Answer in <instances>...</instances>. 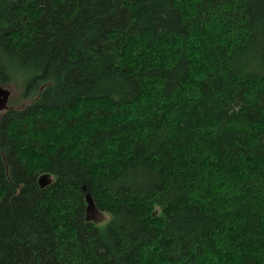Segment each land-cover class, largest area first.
<instances>
[{
  "label": "trees",
  "instance_id": "trees-1",
  "mask_svg": "<svg viewBox=\"0 0 264 264\" xmlns=\"http://www.w3.org/2000/svg\"><path fill=\"white\" fill-rule=\"evenodd\" d=\"M0 85V264H264V0H0Z\"/></svg>",
  "mask_w": 264,
  "mask_h": 264
},
{
  "label": "water",
  "instance_id": "water-1",
  "mask_svg": "<svg viewBox=\"0 0 264 264\" xmlns=\"http://www.w3.org/2000/svg\"><path fill=\"white\" fill-rule=\"evenodd\" d=\"M12 92L10 89L8 88H5V87H1L0 85V112L3 110H5L7 108V104H8V101L11 96ZM88 201L89 203L92 205V202H91V199H90V195H88Z\"/></svg>",
  "mask_w": 264,
  "mask_h": 264
},
{
  "label": "bare ground",
  "instance_id": "bare-ground-1",
  "mask_svg": "<svg viewBox=\"0 0 264 264\" xmlns=\"http://www.w3.org/2000/svg\"><path fill=\"white\" fill-rule=\"evenodd\" d=\"M12 97V94H11V96H10V98ZM10 98H8L9 99V101H10ZM9 101H8V104H7V108L5 109V110H3V112L4 111H7L8 109H9ZM2 111L0 112V114L1 113H3ZM88 195H90V194H87V203H88V212H89V214L91 215V216H93V214L95 215V213L97 214V211L95 210L96 209V207H95V204H94V202H93V200H92V198H91V196H90V199H91V202H92V205L93 206H91V204L89 203V201H88Z\"/></svg>",
  "mask_w": 264,
  "mask_h": 264
},
{
  "label": "rangeland",
  "instance_id": "rangeland-1",
  "mask_svg": "<svg viewBox=\"0 0 264 264\" xmlns=\"http://www.w3.org/2000/svg\"><path fill=\"white\" fill-rule=\"evenodd\" d=\"M98 218H101V219H102V218H103V216H99Z\"/></svg>",
  "mask_w": 264,
  "mask_h": 264
}]
</instances>
